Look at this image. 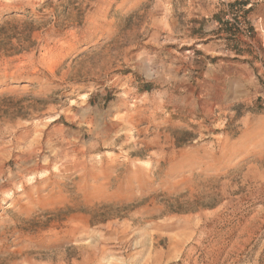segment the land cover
<instances>
[{
  "label": "rangeland",
  "instance_id": "1",
  "mask_svg": "<svg viewBox=\"0 0 264 264\" xmlns=\"http://www.w3.org/2000/svg\"><path fill=\"white\" fill-rule=\"evenodd\" d=\"M0 264H264V0H0Z\"/></svg>",
  "mask_w": 264,
  "mask_h": 264
}]
</instances>
